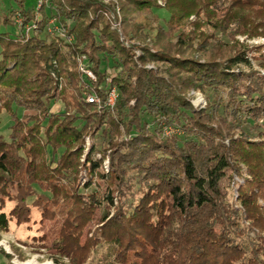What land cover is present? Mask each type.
<instances>
[{"label":"trees","instance_id":"1","mask_svg":"<svg viewBox=\"0 0 264 264\" xmlns=\"http://www.w3.org/2000/svg\"><path fill=\"white\" fill-rule=\"evenodd\" d=\"M11 1L8 12L0 7V113L13 120L0 135V234L30 223L33 208L43 206V221L62 206L57 251L72 264L99 244L113 247L117 264H264V44L237 39L264 38V0H117L123 36L104 15L112 2ZM53 18L71 43L46 33ZM207 89L214 100L196 109L189 93ZM14 105L31 114L19 117ZM131 173L140 178L136 206L125 202ZM95 183L101 194L81 192ZM97 211L100 238L80 247Z\"/></svg>","mask_w":264,"mask_h":264},{"label":"rangeland","instance_id":"2","mask_svg":"<svg viewBox=\"0 0 264 264\" xmlns=\"http://www.w3.org/2000/svg\"><path fill=\"white\" fill-rule=\"evenodd\" d=\"M37 2L38 0H27L26 7L27 8L37 7ZM111 2L115 5L114 6L115 11L113 12L112 10L109 11V9H105L104 15L109 19L107 14L109 15L111 13L116 14V19L118 21V28L116 27L115 28L120 32L121 36H123L122 27H121L122 15H121L119 3L117 0H105L106 4H109ZM159 4H163V3L159 2ZM14 6L15 5L11 0H2L0 2V7L7 12L13 9ZM153 12L159 17V21L161 24H165V22L169 20L170 15L165 9H154ZM190 20H194V17L190 18ZM50 21L48 23V26L46 27V33H49L48 28L51 26ZM17 22L21 23L20 17L17 18ZM56 22L60 26H63L58 22L57 19ZM111 24L113 26L112 22ZM28 28L31 29L32 26L27 27V30ZM16 30L17 29L13 27L6 28V31H9L12 36L15 35V32H18V30L17 31ZM180 30H182V27ZM145 32L149 34L151 38H153L156 33V31H152V30L150 31L145 30ZM237 39L242 43L248 44L249 46H258L264 44V38H255L249 40L246 37L238 36ZM129 44H132L134 46L136 57L142 54V50L140 48L142 47L143 44H141V42L130 41ZM157 66L162 67L163 65L150 63L149 65H147V68L154 69ZM215 96L216 94L212 89H207L205 92L193 90L189 93L188 98L190 99V101L192 102L193 106L196 109H205L207 107V103L214 100ZM13 110L17 113L19 117H23L25 114H31V112L26 111L24 110V108L18 107L16 105L13 106ZM56 110H57L56 107L53 106L52 112L54 113ZM12 124H13V120L6 111L0 113V135L8 138L9 133L11 132ZM95 142L100 144L101 139L96 138ZM90 143L91 140L89 138H86V144L84 145L85 152H87ZM83 158L84 155L81 160L82 162L84 160ZM88 176L90 175H88L85 168L82 167L80 173V180H79L81 187H83V185L89 181ZM130 184L132 185V189L127 193L125 197V202L128 206L130 204L136 206L142 195L139 191L140 178L137 176L136 173H131ZM231 191L235 193V188H233V190ZM81 192H86V193L99 192L101 194V190L98 188V186H96V183L94 187L90 188L87 191L81 189ZM33 201L34 198H30L28 200L30 204ZM232 202L235 204L236 208L240 209L241 212H243L242 206L238 203V200H232ZM61 203L63 205V202ZM258 203L260 204L259 212L264 213V200L259 199ZM12 205H13L12 203H9L7 206V210H9L12 207ZM42 208L43 206L40 207L39 209L33 208L31 215L32 221L30 223L23 225H16L15 223H12L10 226V231L3 232L0 234V251L6 256H10L8 257L9 258L8 259L5 258L3 255H0V264H9V263L11 264H72L68 258L60 259L57 251L60 245L57 244V242L59 241V237L62 233L61 230L63 227V222L66 212L63 210L60 211L62 206L54 207L53 210L56 211L54 216L52 218H46L45 220L41 221L40 213L42 211ZM113 212L114 210L112 209V213ZM100 216H101V211H97L93 216L91 222H89L88 225L84 228V231L80 239V247L85 246V244L87 243V239L89 238L92 237L100 238V236H98L100 229V225L98 222ZM254 233L255 232H251L250 234L254 236L255 235ZM115 262L116 261L114 258L113 247L107 244H99L97 248L93 249V251L90 253V256L88 260L85 262V264H117Z\"/></svg>","mask_w":264,"mask_h":264},{"label":"built area","instance_id":"3","mask_svg":"<svg viewBox=\"0 0 264 264\" xmlns=\"http://www.w3.org/2000/svg\"><path fill=\"white\" fill-rule=\"evenodd\" d=\"M39 4H41V2ZM107 16L109 17V19L113 23V27L118 28V21L116 19V14L111 13L110 15L107 14ZM50 24H51V26L48 28V30H49V33L51 35L58 36L65 43H71L73 41V37L71 35H69L67 30L63 26H60L56 22L55 18L51 19ZM35 27H36V25L33 26V28H35ZM28 30H30V28H28ZM78 63H79V69L82 72V74L84 75V77H86L92 81H96V75L90 69L87 56L86 55H79L78 56ZM116 99H117L116 90H112L108 96L106 106L109 108H113L115 105ZM87 100L90 103H95L99 107H102L101 98L97 94H88ZM174 133H175V130L173 128H170V127L164 128V134L165 135L170 136ZM104 167L106 170H108V160L105 161Z\"/></svg>","mask_w":264,"mask_h":264}]
</instances>
